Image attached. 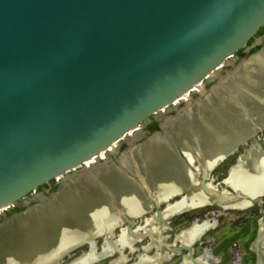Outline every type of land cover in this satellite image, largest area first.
I'll return each mask as SVG.
<instances>
[{"label": "water", "instance_id": "obj_1", "mask_svg": "<svg viewBox=\"0 0 264 264\" xmlns=\"http://www.w3.org/2000/svg\"><path fill=\"white\" fill-rule=\"evenodd\" d=\"M263 26L264 0H0V214L18 202L25 207L26 198L39 187L58 182L55 192L48 197L37 195L38 203L0 224V264H11L17 253L54 244L63 235L74 237L45 264L61 262L84 245L93 249L100 236L87 237L85 233L93 228L92 215L100 209L99 202L94 196V201L88 197L78 201L74 193L64 198L66 184L81 181V173L89 170L87 162L115 155L118 144L145 135L138 131L150 116L160 119L164 111L182 102L184 107L167 118L177 119L186 107L202 102L227 76L264 51L263 47L241 59L207 91L201 88L225 62L235 59ZM192 94L199 96L194 102L183 99ZM235 96L232 101L237 108L241 103ZM243 112L238 123L250 119L252 112ZM167 119L159 126L161 132L145 136L120 153L117 163L106 166L127 183L144 189L145 205L140 210L145 214L156 209L157 222L162 221L159 205L191 195L190 189L181 187L162 193L156 203L158 189L144 187L142 178L149 181L146 164L163 156L159 138L166 141L167 157L181 162L194 186L213 194L207 183L210 170L264 128L250 123L243 134L234 135L235 141L209 167L201 169L198 159L203 155L191 158L183 149L184 139L195 131L185 127L186 132L173 134L165 125ZM221 132L214 130V142L224 137ZM135 133L137 137L131 138ZM252 145L257 153L264 152L253 140L238 156L222 180L231 189L232 193L224 190L230 196L237 193L225 180L240 159L250 157ZM146 148L150 150L147 155L137 152ZM124 161L131 166L137 161L138 165L130 171ZM100 185L95 183L84 192H101L109 209L116 201L113 188ZM262 191L259 188L245 195V201L252 206ZM51 200L55 201L50 206ZM41 206L53 212L31 213L43 211L37 208ZM67 207L68 214L63 211ZM119 208L125 213L124 206ZM135 219L133 215L126 221L129 232ZM175 249L186 251L191 262L199 264L191 248Z\"/></svg>", "mask_w": 264, "mask_h": 264}, {"label": "bare ground", "instance_id": "obj_2", "mask_svg": "<svg viewBox=\"0 0 264 264\" xmlns=\"http://www.w3.org/2000/svg\"><path fill=\"white\" fill-rule=\"evenodd\" d=\"M264 51L256 57H253L251 61L244 63V67L239 68L233 75L226 77L225 81L220 84V87L215 88V90L207 95L205 99L194 105L186 107V111L181 113L177 119H167L165 122L168 130L173 134H179V132H186L188 129L182 128H192L195 131V135L191 138H185L183 145L185 146L184 153L189 157L193 156L202 157L199 158V167L201 169L210 166L212 160L219 156L223 149L232 144L234 135L244 133L250 123L252 125L261 124L264 125ZM212 77V75H211ZM202 88V87H201ZM197 91H201L197 90ZM237 94L241 103V106L236 108L233 103V97ZM187 95H184V100L188 102ZM243 111H251L252 114L249 115V121L241 120L240 117H244ZM243 112V113H242ZM237 121V124L235 123ZM221 130L222 137L221 141L218 143L214 142V130ZM158 139V147L163 149V156L161 159H156L154 161H146L147 171L149 178L147 181L144 180V187L157 188V195L154 196L156 203L160 201L162 193L172 192L181 187H185L191 190V195L182 199L176 200L172 204H167L163 211H161V222L157 223V215H153L150 219H145V225L137 226L133 228L132 232H129L127 228L121 227L119 233L115 235L114 230L122 225L126 221H131L134 217L138 218L143 213L140 210L145 203L143 202V190L141 187L139 189L134 187L131 182L127 183L122 179L117 173H115L110 167L99 166L97 169L85 165L89 170L85 174H82L81 181L71 182L68 185L61 196L64 198L70 197L72 193L81 196L73 197L78 201H86L94 197L96 198L99 208L92 215L94 218L93 228L87 229L85 235L88 237L91 234L99 235L98 238H103L100 249L96 248V242L93 249L83 251L78 256L71 259L69 262H57L55 264H98L102 260L113 257V255L118 254V258L110 260L107 264H127L130 263V258L128 255L135 254V259L132 264H161L164 261L171 259L173 253L178 250L175 249L174 245H167L163 240L161 233L167 229L166 221L174 216L181 214V212L195 210L197 208L204 207L206 205L218 204L221 210L229 209H239L243 210L249 208L251 203L245 201V195L251 194L256 189H263L262 193L254 198V201L258 197L264 196V152L254 153V145L251 146L250 157L247 156L242 161L240 159L239 165L230 171V174L225 180L227 186H230L237 193L236 196H230L225 191L221 194L216 192L215 185H212L208 181V186L213 194L206 193L201 188H196L191 175L182 167L181 162L171 160L169 152H164L166 141H161ZM224 141V142H223ZM152 146V145H151ZM150 149H154L150 147ZM261 150V149H260ZM158 151V148L155 149ZM137 152L142 155H147L150 150L148 148L138 149ZM202 152V153H201ZM102 157V155H101ZM167 157V158H165ZM93 161V160H92ZM95 161V160H94ZM123 163L126 168L130 171L133 170V166H137V161L129 164L127 161ZM88 163V162H87ZM144 163V162H143ZM142 163V164H143ZM141 164V165H142ZM140 165V164H139ZM92 168V169H91ZM91 169V170H90ZM112 170V171H111ZM158 170V175L154 174ZM210 170V169H209ZM133 179V178H132ZM138 185V182L134 179L132 181ZM95 183H100L101 187L113 188V198L116 200L112 206L107 207L108 201L101 192L95 190L91 194V189L94 187ZM211 183V184H210ZM90 189L89 194L85 193V190ZM141 188V189H140ZM94 196V197H93ZM108 198L112 200V196L106 194ZM72 197V196H71ZM38 196H35L33 200H36ZM59 197H57L58 199ZM55 199V200H57ZM55 200H51L48 203L50 206ZM47 204V203H45ZM118 207L116 209V207ZM147 205V204H146ZM49 206V207H50ZM125 207V213H120L119 207ZM38 210L43 211H32L34 215L42 214L43 212H53L52 209L48 210V207L41 206L37 207ZM151 209V206H148ZM48 210V211H47ZM66 214L70 213L67 209L63 210ZM156 214V213H155ZM156 220V226L153 227L152 223ZM133 223V222H132ZM152 226L151 229H147L146 226ZM214 222L203 220L202 223H194L189 228H186L177 233L174 237L175 242H177L180 247L191 248L196 241L200 240L205 232L214 227ZM262 233H264V224H260L259 229V239H262ZM149 237V242L142 246L140 251L135 247L136 243H139L142 238ZM72 237V238H71ZM73 234L63 235L54 244H48L46 247H39L35 250L21 254L17 253L13 257L11 264H45L47 261H53L57 257L58 253H61L62 249L65 247V243L70 242V238L73 239ZM257 243V242H256ZM255 246L252 245V248ZM174 248V249H171ZM154 250L153 255H149V252ZM127 251L128 255H124L122 252ZM173 252V253H172ZM178 253V252H177ZM262 254H258V263L264 264V257ZM199 264H212L215 261L211 254V249L208 248L204 250L199 256L195 257ZM131 264V263H130ZM180 264H193L189 258V255H184Z\"/></svg>", "mask_w": 264, "mask_h": 264}, {"label": "rangeland", "instance_id": "obj_3", "mask_svg": "<svg viewBox=\"0 0 264 264\" xmlns=\"http://www.w3.org/2000/svg\"><path fill=\"white\" fill-rule=\"evenodd\" d=\"M243 58H246V57H243ZM233 62L234 61H231L229 63L225 62L223 68L214 72L211 78L213 79V77L216 76L217 81H220L229 71H232V69H234L235 66H233L234 65ZM215 81L216 80H212L208 84L210 85L214 84ZM203 87L204 86H202V88ZM204 89L205 91L208 90V88H205V87ZM196 97H199L198 94L190 95V97L188 98V102H193L196 99ZM183 107H184V103L182 102L176 103L174 109L169 108V111L168 110L164 111V113L160 115V120L158 122H161L162 120L167 119L171 115H174L176 110L182 109ZM143 130H144L143 126H141L140 131L138 132L140 133ZM137 135L138 134L135 133L131 135V138H135L137 137ZM144 138H145V135L140 137L138 140L132 141L131 143H127L126 141H123L122 143L118 144L116 148L117 152L115 153L114 156H119L120 153L126 151L128 148L142 141ZM253 138L257 140L258 144L261 147L260 149L263 150L264 146L262 145V141H264V128L262 131L257 132V134L254 135L250 139V141L247 140L248 142L246 141L245 147H247V145L251 143ZM241 151L242 150L240 149L239 152ZM112 156L113 155L111 154H107L105 156L102 155L101 159L97 161L93 160L86 164L89 167L95 166L94 169H97L99 166H107V165H110L109 163L114 161ZM236 158H237V153L232 156L230 155L222 163H219L216 167H214V169L210 170V172L208 173V181H210L212 185H215L216 192L221 194V192L223 193L224 190L227 189L229 192L232 193L230 188H226L222 184V180L226 178L228 169L236 163L235 161ZM183 160L185 161V158H183ZM90 164H92V166ZM191 170H193V168H191ZM85 173H82V174H85ZM196 178H197V181L199 182L200 176L198 175ZM49 186H51V184H49ZM47 188L48 186L44 187L37 194H32L30 195V197L28 196V198H26V201H29V202L27 203V205H25V207L38 203L39 202L38 200H32L37 195H43L45 197H48V195L43 194L44 189L47 190ZM178 199L179 198L177 197L176 200ZM164 206H165L164 204L159 205V209L163 211V209L165 208ZM20 207L23 208L24 206L23 207L20 206ZM220 209L221 208L218 206V204L215 203L211 205H206L201 208H197L195 210H191L189 212L188 211L183 212V213L181 212V214L170 217L166 221L167 229L161 233V236L164 237L162 241L167 245H174L176 247H180V245L177 242L173 241L177 233H179L180 231L182 232L183 229L189 228L194 223H198V224L202 223V221L206 219L205 215L207 212L219 210L222 212V215H220L219 217H214L216 221L215 228L210 229V231L208 230L202 236V238L196 241V243L191 247L193 251V256L197 257L205 249L210 248L212 256L214 258L216 257L218 260L221 259V261L218 264H231L232 258L234 257L233 255H237L238 257L241 258V264H255L256 253L253 251L252 245L257 239L256 236L259 232V227H260V220L258 224L257 221L255 220V217L256 215L258 217H260V215L262 214L264 215V196L260 197L259 202H257L254 207L250 206L249 208H246L243 210L233 209V210L223 211ZM11 210L12 209L10 208L6 212H3L0 214V224L8 218V216L11 213L10 212ZM153 215L155 216L156 214H155V210L152 209L150 212L143 214L141 217H138L137 219H135V222L133 223V228L135 229L137 226L145 225V219H150L153 217ZM196 219L198 220V222H195ZM156 225L157 224L155 220V222L152 223V226L155 227ZM152 226L147 225L146 228L151 229ZM122 227L124 228L125 226H122ZM119 231H120V228H116L114 230L115 235H117ZM210 239L212 240V242H210L209 244L205 242ZM96 240H97L96 247L99 250L101 247L102 241H101V238L96 239ZM149 240L150 238L146 236L142 238V240L139 243H136L135 247L138 249V251H140L141 247L145 246L149 242ZM203 242L204 244H202ZM209 245H211V247ZM262 250H264V243L262 244ZM80 251H87V247L84 245L80 249L75 250V255L64 257L63 262H69L71 259L78 256L79 255L78 253ZM122 253L124 255H128L127 251H123ZM153 253H154V250H151L149 252V255H153ZM186 253H187L186 251H182L180 253L174 252L171 259H169L168 261H164L161 264H180L183 258L182 255ZM128 257L130 258V263L132 264V262L135 259V254L130 255V256L128 255ZM115 258H118V254L113 255V257L104 259L98 264H107L110 260L115 259ZM130 263H127V264H130ZM212 264H217V263H212Z\"/></svg>", "mask_w": 264, "mask_h": 264}, {"label": "flooded vegetation", "instance_id": "obj_4", "mask_svg": "<svg viewBox=\"0 0 264 264\" xmlns=\"http://www.w3.org/2000/svg\"><path fill=\"white\" fill-rule=\"evenodd\" d=\"M263 28V30L262 29H259L260 31H258L257 33H256V35L251 39V41L250 42H248V44H247V46L244 48V49H241V55H239V53H236V55H235V59H233L232 61H234L233 63H234V65L233 66H235V65H237L239 62H240V60L241 59H243V57H249L250 55H253V54H255V53H257L260 49L262 50V48L264 47V26L262 27ZM262 30V31H261ZM215 77V78H214ZM213 77V79L212 80H216L215 81V83L217 82V77L216 76H214ZM212 80H209V81H207V80H205L204 81V87L205 88H210L213 84H208V83H210ZM214 83V84H215ZM203 87V88H204ZM205 90V89H204ZM194 102V101H193ZM175 115V114H174ZM160 119L159 118H157V116H150L147 120H146V122H144L143 123V131L145 132V136H147V135H149V134H152V133H154L155 131H160L161 132V128L159 127V126H161V124H162V122H163V120L161 121V122H158ZM152 122H157V130H154V131H150L149 129H148V127L147 126H149ZM253 140H256V139H252V141H251V143L250 144H248L247 145V147H245V145L246 144H244V145H242V146H240L239 148H238V150L234 153V154H236L237 153V158H238V156L240 155V154H242L243 153V151H244V149H248L249 147H250V145L252 144V142H253ZM248 141H250V140H248ZM247 141V142H248ZM257 141V140H256ZM264 141H262V143H263ZM263 145V144H262ZM261 148V147H260ZM242 150L241 152H239V150ZM234 154H232V155H234ZM231 155V156H232ZM119 156H112V158L114 159V161H112L111 163H109L110 165L112 164V163H117L116 161H117V158H118ZM229 157V156H228ZM237 158H236V160H237ZM235 160V161H236ZM223 162V161H222ZM221 162V163H222ZM110 165H107V166H110ZM117 165V164H116ZM57 183L58 182H54V181H52V182H50V183H48V184H46V185H44V186H41V187H39L38 189H37V191L34 193V194H37L38 192H40L44 187H46V186H48V188H47V190L46 189H44V193L43 194H46V195H50L51 193H53V192H55L56 191V189H57V187H58V185H57ZM49 184H51V186H49ZM56 186V189L54 190V191H52L51 189H52V186ZM263 197V196H262ZM256 201V200H255ZM259 200L257 199V201L251 206V207H254L255 206V204L258 202ZM254 202V201H253ZM20 206H22L23 207V205H21V203L20 202H18L17 204H15L11 209V213H10V215L9 216H11V215H13V214H15V213H18V212H20V211H23V210H25V208L23 207V208H21ZM165 207V206H164ZM260 208H261V206H260ZM153 210H155V212H156V209H154L153 208ZM160 210V209H159ZM221 210V209H220ZM229 210H233V209H229ZM13 211V212H12ZM161 211V210H160ZM260 212V211H259ZM220 215H222V212L221 211H210V212H207L206 213V215H205V217H206V219L205 220H208V221H211V222H214V227L213 228H215V226H216V221H215V219H214V217H219ZM8 216V217H9ZM211 216V217H210ZM204 217V218H205ZM197 220V219H196ZM255 220L257 221V223L259 224V220H260V224L262 223V224H264V215L262 214V215H260V217H258L257 215H256V217H255ZM127 223H124V225L123 226H125V228H127ZM132 228H133V225H132ZM212 228V229H213ZM259 229H260V227H259ZM184 230V229H183ZM208 231V230H207ZM206 231V232H207ZM209 231H210V229H209ZM205 232V233H206ZM259 237V232H258V234H257V236H256V241L253 243V245L255 244V246L253 247V251L256 253V262H255V264H259L258 262V254H262V257L261 258H263L264 257V250H262V244L264 243V233H262V239H261V241L260 242H258V238ZM99 239V238H98ZM102 239V238H101ZM102 241V240H101ZM206 243H210V242H212V240L210 239V240H208V241H205ZM257 242V243H256ZM96 243H97V241H96ZM102 243V242H101ZM202 244H204V242L202 243ZM86 247H87V250H88V246L87 245H85ZM210 247H211V245H209ZM81 248V247H80ZM80 248H78V249H80ZM97 248V247H96ZM176 248H178V247H176ZM77 249V250H78ZM206 250V249H205ZM81 252H83V251H80L78 254H80ZM178 253H180V250H178L177 251ZM188 253H186V254H184V255H187ZM72 255V254H71ZM70 255V256H71ZM74 255H75V251H74ZM184 255H182V256H184ZM119 256V255H118ZM234 257L232 258V261H231V264H241V258L240 257H238L237 255H233ZM195 258V257H194ZM215 259V261H217V262H214V263H219L220 261H221V259L220 260H218L216 257L214 258Z\"/></svg>", "mask_w": 264, "mask_h": 264}, {"label": "trees", "instance_id": "obj_5", "mask_svg": "<svg viewBox=\"0 0 264 264\" xmlns=\"http://www.w3.org/2000/svg\"><path fill=\"white\" fill-rule=\"evenodd\" d=\"M260 29H262L263 30V28H260ZM261 30V31H262ZM260 31V30H259ZM251 41V40H250ZM249 41V42H250ZM237 53H239V55H241V50H239ZM157 122H152L149 126H147L148 127V129L150 130V131H154V130H157ZM56 189V186L54 185V186H52V191H54Z\"/></svg>", "mask_w": 264, "mask_h": 264}, {"label": "built area", "instance_id": "obj_6", "mask_svg": "<svg viewBox=\"0 0 264 264\" xmlns=\"http://www.w3.org/2000/svg\"><path fill=\"white\" fill-rule=\"evenodd\" d=\"M195 222H198V220L197 221L195 220Z\"/></svg>", "mask_w": 264, "mask_h": 264}]
</instances>
